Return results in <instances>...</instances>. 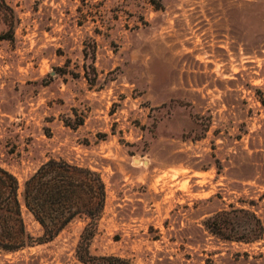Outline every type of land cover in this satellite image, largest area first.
<instances>
[{
    "label": "rangeland",
    "instance_id": "374dc122",
    "mask_svg": "<svg viewBox=\"0 0 264 264\" xmlns=\"http://www.w3.org/2000/svg\"><path fill=\"white\" fill-rule=\"evenodd\" d=\"M5 1L0 166L20 182L49 159L98 172L93 255L264 264V0ZM222 210L241 240L206 228ZM89 221L0 264H82Z\"/></svg>",
    "mask_w": 264,
    "mask_h": 264
},
{
    "label": "trees",
    "instance_id": "16d2710c",
    "mask_svg": "<svg viewBox=\"0 0 264 264\" xmlns=\"http://www.w3.org/2000/svg\"><path fill=\"white\" fill-rule=\"evenodd\" d=\"M0 21L9 30L13 29V9L5 0H0ZM105 200L106 187L100 174L64 159H49L21 182L0 166V249L15 251L34 241H50L74 218L83 216L90 221L84 227L76 248V257L82 264H133L124 257L93 255L89 250L95 222L104 209ZM23 207L40 224V237L35 238L27 231ZM205 225L212 234L221 238H243L230 211L215 213L206 219ZM253 230L250 228L249 232Z\"/></svg>",
    "mask_w": 264,
    "mask_h": 264
},
{
    "label": "bare ground",
    "instance_id": "6f19581e",
    "mask_svg": "<svg viewBox=\"0 0 264 264\" xmlns=\"http://www.w3.org/2000/svg\"><path fill=\"white\" fill-rule=\"evenodd\" d=\"M135 162H136V165H138V166H139L141 163H142V164H146V162H140V161H136V160H135Z\"/></svg>",
    "mask_w": 264,
    "mask_h": 264
}]
</instances>
